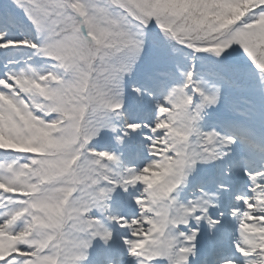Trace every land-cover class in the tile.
Returning a JSON list of instances; mask_svg holds the SVG:
<instances>
[{
    "label": "snow or ice",
    "instance_id": "6c2138e0",
    "mask_svg": "<svg viewBox=\"0 0 264 264\" xmlns=\"http://www.w3.org/2000/svg\"><path fill=\"white\" fill-rule=\"evenodd\" d=\"M6 3L0 264H264V0Z\"/></svg>",
    "mask_w": 264,
    "mask_h": 264
},
{
    "label": "rangeland",
    "instance_id": "374dc122",
    "mask_svg": "<svg viewBox=\"0 0 264 264\" xmlns=\"http://www.w3.org/2000/svg\"><path fill=\"white\" fill-rule=\"evenodd\" d=\"M1 4H4L3 6L6 7L7 6L6 0H4V2H1ZM48 66L49 65H45L42 71H46L48 69Z\"/></svg>",
    "mask_w": 264,
    "mask_h": 264
}]
</instances>
